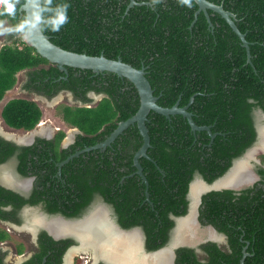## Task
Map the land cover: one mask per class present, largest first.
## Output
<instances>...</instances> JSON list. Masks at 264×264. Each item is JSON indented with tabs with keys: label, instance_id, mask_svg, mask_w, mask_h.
<instances>
[{
	"label": "trees",
	"instance_id": "16d2710c",
	"mask_svg": "<svg viewBox=\"0 0 264 264\" xmlns=\"http://www.w3.org/2000/svg\"><path fill=\"white\" fill-rule=\"evenodd\" d=\"M24 1L19 0L17 16L8 18V24H15L24 16L19 11ZM134 1L136 4L130 6V0H70L69 22L58 32L47 28L42 31L64 50L104 55L137 69L145 68L159 106H187L197 126L209 127L210 133L192 131L181 115L167 118L150 111L145 122L150 144L146 151L148 158H139L146 182L140 175H132L135 171L132 159L142 145L136 124L129 125L118 136L129 138L128 144L133 145L131 153L103 155L98 150L87 153L90 155L87 166L92 167L90 174L92 177L96 174L98 182L91 190L102 191L110 199L113 187L130 195L134 189L141 214V200L147 188L155 212L170 228L173 222L166 214H185L183 197L193 176L199 173L207 182L213 181L255 142L256 111L264 113V0H207L235 15V25L249 44L250 62L241 40L227 22L208 10L210 27L203 12L196 15L198 6L194 0L191 7L181 5L178 0H160L155 5L152 0ZM6 36L11 43L0 46V99L14 85L19 71L39 63L48 64L23 42L20 33ZM66 68L70 82L63 81L62 87L67 89L76 87L80 81L73 77V70L80 71L81 77L95 75L94 79H102L87 88L105 94V98L90 108H66L63 115L81 132L98 135L91 137L88 144L99 143L120 122L137 112L138 92L127 79L109 72ZM54 71L57 76L63 74L52 66L44 73ZM85 83L88 84L87 80ZM3 116L15 127L30 129L40 112L31 102L14 100L7 104ZM115 143L107 148L116 149ZM74 161L86 165L82 156ZM71 163L72 160L67 165ZM116 166H121L120 171ZM259 172L262 178L252 187L239 192L213 191L203 197L200 222L225 234L228 250L206 243L203 250L207 258L199 261L192 249L181 248L178 264H240L241 260L243 264H264V170ZM146 208L147 218L131 222L125 218L130 209L125 208L122 225H143L149 237L153 212L148 204Z\"/></svg>",
	"mask_w": 264,
	"mask_h": 264
},
{
	"label": "flooded vegetation",
	"instance_id": "af4514ba",
	"mask_svg": "<svg viewBox=\"0 0 264 264\" xmlns=\"http://www.w3.org/2000/svg\"><path fill=\"white\" fill-rule=\"evenodd\" d=\"M4 34L7 43L1 46L11 43L6 33ZM50 66L56 67L63 74L57 76L56 71L45 74L44 72H49ZM72 74L74 78H80V81L76 82V87L67 89L62 87L63 81L70 82L67 68L62 71L50 62L39 63L35 67L19 71L15 75L14 85L5 90L0 99V264H119L101 256L102 247H98V242L95 243L94 250L90 245H83L80 238L87 235L90 239L93 236L92 239L95 237L96 240H102L107 235L105 231H108L105 226H110L111 231L122 237L130 233L138 236L140 252L137 260L127 264H153L155 258L166 251L171 259L166 264H178V251L181 248L192 249L197 259L204 261L207 255L203 245L210 242L224 251L228 250L227 236L211 224L200 222L203 197L213 191L239 192L261 180L259 171L264 170V150L257 153L256 161L246 162V154L262 142L263 112L256 111L255 142L235 158L228 168L229 170L238 160L241 163L245 160L247 180L241 182V187L236 189L234 184H221L228 170L211 182L196 173L183 197L186 202L185 214L175 216L167 212L168 220L173 222L172 227L167 228L161 222L158 212H155L147 188L141 200V214L138 207L140 201L135 196L134 189L130 195L131 193L121 188L113 187L110 197L112 200L104 197L102 191L91 190L98 182L96 174L93 177L90 174L92 167L87 166L90 156L87 153L98 150L103 155H126L131 153L133 145L128 144V137L119 139V135L109 143L111 145L116 142V149H108L109 144H105L110 135L97 144H88L91 137L98 135L85 134L64 119L66 108H90L106 97L103 93L87 88L91 83L97 84L102 79H94L95 75L83 76L84 79L80 71L76 70ZM86 80L88 84L85 83ZM46 84L48 86L44 88ZM14 100L31 102L39 109V119L32 128L15 127L5 120L4 110ZM17 117L20 119L19 113ZM98 145L101 147L95 149ZM135 154L136 152L134 156ZM80 156L86 165L74 161ZM62 157L64 159L59 160ZM71 160L73 163L67 165ZM116 168L120 171L121 166ZM132 175L139 176L136 167ZM197 182L202 185V190L193 197L192 187ZM120 183L122 185V181ZM147 204L153 212V229L149 237L143 225L124 227L121 223L125 208L130 209L125 215L129 222L139 220L140 217L147 218ZM190 215L195 217L201 227L202 231L198 236L200 243L195 247L174 244L179 222ZM98 223L104 229L96 228ZM208 226L214 229L213 234L223 238L222 242L208 237L207 233L211 232L206 230ZM95 232H99V238L95 236ZM93 254L97 256L95 259Z\"/></svg>",
	"mask_w": 264,
	"mask_h": 264
},
{
	"label": "water",
	"instance_id": "95a60500",
	"mask_svg": "<svg viewBox=\"0 0 264 264\" xmlns=\"http://www.w3.org/2000/svg\"><path fill=\"white\" fill-rule=\"evenodd\" d=\"M194 2L198 6L196 15L200 12H203L210 27H212V23L210 21L208 10L219 14L227 22V24L230 26L232 31L241 40L243 47L247 51L248 62H250L249 44L245 40V35L242 34L235 25L234 22L235 15L229 11L224 10L222 5H215L207 0H194ZM135 4L136 3L134 0H130V6H133ZM19 11L25 15L30 11V9L21 6ZM24 41L28 46L33 48L35 52L39 54L42 58H45L48 62L52 64H55L62 71H66V67H71L77 69L91 70L94 73L109 72L117 75L118 77L125 78L133 84V86L136 88L138 92L139 102H140L139 108L132 117L118 124L117 128L110 134L109 138L106 140L105 144H109L111 141H113L129 125L136 124L139 133L142 137V145L134 156V165L137 168V173L142 177L144 182H146V179L142 174V168L139 164V158L140 157L148 158L146 151L150 146V144H149V136H148L147 128L145 126V122L147 120V115L149 114L150 111L163 115L167 118L171 115H181L187 120L192 131L205 130L210 133L209 127L206 126L200 127L194 123V121L192 120L191 113H189L187 110L188 108L187 106L178 107L177 104H175L171 108H165L159 106L156 103L157 98L153 95V90L150 86L149 81L145 76L146 72H145V68L143 67L137 69L127 63L122 62L121 59L112 60L106 58L104 55L89 56L86 54H79L64 50L53 44L50 41L49 37L43 33L42 28L40 27H37L34 30H32L31 35L27 39L24 38ZM262 114L264 117V113ZM260 145H255L254 147H252L250 151H248V153L246 154V159H247L246 162H250L251 160L256 161L257 153L261 152L259 148ZM100 147L101 146L98 145L94 148L97 149ZM258 148L260 151L258 150ZM242 162H245V160ZM240 163L241 161L239 160L234 162L233 166L225 174L224 180L230 175H233L235 173L236 168ZM214 185L217 187L216 184ZM240 187H241L240 184L238 185L234 184V188L238 189ZM194 213L196 214V211ZM184 219H181V221ZM194 221H195V229L196 231H198L201 227L199 224H197L195 217H194ZM206 229L214 233V229L212 230L211 226L206 227ZM181 243L189 247H195L200 242L196 240L193 243H185V242L184 243L181 242ZM246 255L247 254L244 252V257ZM240 264H243V260H241Z\"/></svg>",
	"mask_w": 264,
	"mask_h": 264
},
{
	"label": "bare ground",
	"instance_id": "6f19581e",
	"mask_svg": "<svg viewBox=\"0 0 264 264\" xmlns=\"http://www.w3.org/2000/svg\"><path fill=\"white\" fill-rule=\"evenodd\" d=\"M261 135H262V142H261V145L259 148H260V150H264V130L262 131ZM259 148H258V150H259ZM245 168H246L245 162L240 163L237 166L235 173L233 175H230L229 177H227L225 180H223V182L221 184H224V185L241 184V182L247 180V178H248ZM201 190H202V185H200L198 182L195 183L192 187V192H191L192 196L195 197ZM194 226H195V221H194L193 215H190L187 218H185L184 220L180 221L178 230H177L176 235L174 237L175 238L174 244H176V243L179 244L181 242L193 243L196 240H198V233H197L196 229L194 230ZM96 228H101V224L98 223ZM104 228L107 229L108 231H105V234H107V235L105 238L103 236L102 240L101 239L96 240L95 237L92 239L93 236L91 234H90V236H92L91 237L92 241L90 238L87 237V235L80 236L83 245H85L87 247L90 245L95 250L96 249L95 243L98 242L99 243L98 247L99 246L102 247V250H100L101 256L106 257L107 259H110V260H112L116 263H119V264H127V263H132V262L136 261L137 260V254L140 252V241L138 239V236L130 233V234L122 237V236H119V234L114 233V231H111L112 228L110 226H105ZM94 234H95V236H97L99 238V235H98L99 232H95ZM207 235L211 239H215L218 242H220V241L222 242V240H221L222 237L216 236L215 234H213V232H208ZM113 239H115V240L112 241ZM91 252H92V250H91ZM97 255H98V253H97ZM168 255L169 254L167 251L162 252L160 255H158L155 258V261L153 260L154 263L153 262L152 263L153 264H166L168 260H171V259H169ZM93 256H94V259L97 257L96 254H93ZM149 256H150V254H149ZM155 256H156V253H155ZM145 259H146V257H145ZM135 263H137V262H135Z\"/></svg>",
	"mask_w": 264,
	"mask_h": 264
},
{
	"label": "clouds",
	"instance_id": "9594fccd",
	"mask_svg": "<svg viewBox=\"0 0 264 264\" xmlns=\"http://www.w3.org/2000/svg\"><path fill=\"white\" fill-rule=\"evenodd\" d=\"M181 5L192 6V0H178ZM158 4L160 0H152ZM19 0H0V34L16 32L27 39L32 30L37 27L47 28L58 32L62 26L69 22L68 10L70 0H25L24 7L30 11L20 18L15 24H8V18L15 19Z\"/></svg>",
	"mask_w": 264,
	"mask_h": 264
},
{
	"label": "rangeland",
	"instance_id": "374dc122",
	"mask_svg": "<svg viewBox=\"0 0 264 264\" xmlns=\"http://www.w3.org/2000/svg\"><path fill=\"white\" fill-rule=\"evenodd\" d=\"M3 43H7V40H6V38H5V34H0V46H1V44H3ZM194 229H195V226H194ZM198 231H199V232H198V236H199L202 230L199 229ZM198 239H200V238H198Z\"/></svg>",
	"mask_w": 264,
	"mask_h": 264
},
{
	"label": "crops",
	"instance_id": "0c3cea01",
	"mask_svg": "<svg viewBox=\"0 0 264 264\" xmlns=\"http://www.w3.org/2000/svg\"><path fill=\"white\" fill-rule=\"evenodd\" d=\"M2 45V44H1Z\"/></svg>",
	"mask_w": 264,
	"mask_h": 264
}]
</instances>
